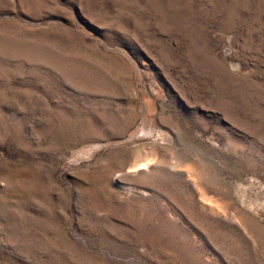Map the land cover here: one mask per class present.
Wrapping results in <instances>:
<instances>
[{"label": "rangeland", "instance_id": "1", "mask_svg": "<svg viewBox=\"0 0 264 264\" xmlns=\"http://www.w3.org/2000/svg\"><path fill=\"white\" fill-rule=\"evenodd\" d=\"M0 264H264V0H0Z\"/></svg>", "mask_w": 264, "mask_h": 264}]
</instances>
